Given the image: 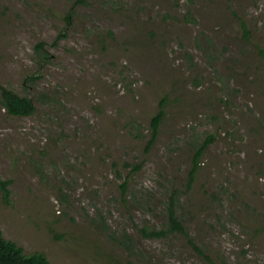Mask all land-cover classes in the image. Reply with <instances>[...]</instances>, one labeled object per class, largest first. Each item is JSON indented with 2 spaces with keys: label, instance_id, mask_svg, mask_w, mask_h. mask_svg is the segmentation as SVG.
<instances>
[{
  "label": "rangeland",
  "instance_id": "374dc122",
  "mask_svg": "<svg viewBox=\"0 0 264 264\" xmlns=\"http://www.w3.org/2000/svg\"><path fill=\"white\" fill-rule=\"evenodd\" d=\"M73 1L0 0V83L37 108L0 105L4 238L49 264H207L181 235L144 234L177 191L206 255L264 264V0H86L68 27Z\"/></svg>",
  "mask_w": 264,
  "mask_h": 264
},
{
  "label": "trees",
  "instance_id": "16d2710c",
  "mask_svg": "<svg viewBox=\"0 0 264 264\" xmlns=\"http://www.w3.org/2000/svg\"><path fill=\"white\" fill-rule=\"evenodd\" d=\"M86 4V0H74L73 5L70 7L69 12L66 14L65 20L67 22V26H71L72 19L76 14V9L78 6ZM233 15L238 18L240 21V26L243 32V37L246 40H250V31L246 25V23L238 16L236 12H233ZM67 35L65 32H61L57 39L55 40V44L58 43L59 40L66 38ZM46 44L44 42L39 43L36 46V51L38 54V58L40 61V68H43L45 60L48 58L49 54L46 52ZM264 54V51L260 49ZM37 80V77L31 76L26 79V83L34 84ZM0 105L6 110V112L15 117H30L36 113V105L35 101L29 96H22L11 88L0 83ZM165 100H162L159 104L158 111L156 115H154L150 121L151 127V137L146 146V150L148 151L154 144L159 134V128L165 117ZM215 136H208L206 141H204L196 151V155L193 160V166L189 173V181H188V189L191 188L194 183L195 176L198 172L200 157L205 153L208 146L214 141ZM130 166V164H127ZM141 168L140 165L134 166V169L138 171ZM12 184L11 180H3L0 178V191L2 193V197L7 202L11 195L10 186ZM122 195L124 196L127 193L128 189V181L126 180L120 186ZM177 191H174L171 198L170 203L167 208V217H166V225L161 230L153 229L151 231H147L144 229V234L148 238L152 239H161L167 238L169 235H181L186 238L188 244L192 246L198 254L203 256L206 260L207 264H217L209 255H206L194 242L193 238L190 237L187 228L182 222L181 218L177 212L178 202L176 200ZM0 264H49L47 257L42 253H33L30 255H26L24 253V249L19 246L17 243L7 240L4 238L2 231L0 230Z\"/></svg>",
  "mask_w": 264,
  "mask_h": 264
}]
</instances>
